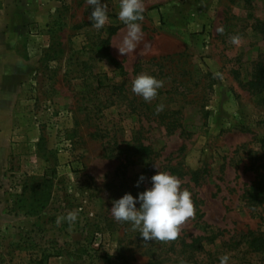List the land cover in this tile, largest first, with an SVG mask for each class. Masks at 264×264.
I'll list each match as a JSON object with an SVG mask.
<instances>
[{
	"label": "rangeland",
	"instance_id": "1",
	"mask_svg": "<svg viewBox=\"0 0 264 264\" xmlns=\"http://www.w3.org/2000/svg\"><path fill=\"white\" fill-rule=\"evenodd\" d=\"M51 1L54 10L36 42L38 67L15 112V137L24 147L0 181L7 204L0 264H150L152 251L141 247L137 231L110 211L135 186L142 163L130 158L127 144L136 138L153 161L144 187L159 170L191 193L194 216L178 235L189 241L223 232L215 248L206 246L213 262L199 260L264 264V255L229 246L248 230L264 234V210L243 198L264 172L263 94L255 96L248 85L256 66H264V34L255 30L256 22L264 24V0H143V39L128 56L116 48L127 32L118 19L120 0H103L102 29L91 26L87 0ZM108 27L117 28L108 48L125 75L101 54ZM141 74L163 82L151 102L132 92ZM154 102L156 111L179 112L190 129L168 134L145 109ZM71 211L76 221L57 223ZM170 258L176 257L158 260Z\"/></svg>",
	"mask_w": 264,
	"mask_h": 264
},
{
	"label": "clouds",
	"instance_id": "2",
	"mask_svg": "<svg viewBox=\"0 0 264 264\" xmlns=\"http://www.w3.org/2000/svg\"><path fill=\"white\" fill-rule=\"evenodd\" d=\"M87 3L92 8L88 18L91 26L102 29L108 21L106 5L103 0H87ZM144 11L143 0H120L118 19L127 28L122 46L116 47L121 56L134 52L142 41L143 32L139 21L144 19ZM239 42V36L231 38V43ZM162 86V81L141 74L132 81V92L142 97L145 102H151ZM159 110H162V106H158L157 111ZM143 179V176L139 178L137 186ZM180 184L176 176L158 170L151 177L150 188L135 197L131 193H125L114 200L110 208L111 215L116 222L130 224L144 241L173 240L177 238L180 226L194 216L191 193L182 190ZM64 219L69 222L76 221L77 212L71 211L66 217H58L57 223ZM227 261L228 257L224 256L220 264H227Z\"/></svg>",
	"mask_w": 264,
	"mask_h": 264
},
{
	"label": "crops",
	"instance_id": "3",
	"mask_svg": "<svg viewBox=\"0 0 264 264\" xmlns=\"http://www.w3.org/2000/svg\"><path fill=\"white\" fill-rule=\"evenodd\" d=\"M50 9L54 10L51 0H0L1 182L9 161L16 159L18 148L24 147V140L15 137L20 134L15 126V112L38 67L41 52L36 43L39 39L38 32L45 25ZM8 181L7 179L5 182ZM4 189L0 185V220L7 214V204L1 202L6 193Z\"/></svg>",
	"mask_w": 264,
	"mask_h": 264
},
{
	"label": "trees",
	"instance_id": "4",
	"mask_svg": "<svg viewBox=\"0 0 264 264\" xmlns=\"http://www.w3.org/2000/svg\"><path fill=\"white\" fill-rule=\"evenodd\" d=\"M255 30L260 31L264 34V24L256 22ZM109 34L106 38L101 41V54L104 59L108 62L110 66L114 69L120 71L121 74L125 75L126 73L123 70L122 65L110 54L109 52V41L111 36L117 31V28L108 27ZM139 66L137 67V69ZM136 72V71H134ZM250 90L254 93L255 96H260L261 101L264 103V66L257 65L252 73L251 80L248 82ZM156 102L151 106H145L146 111H151L150 114L155 115V120L164 126L168 134L172 133L177 127L183 128L181 133H186L189 128V125L182 124L180 117H176L179 114L177 111L168 110L162 108V110L156 111ZM193 127V126H191ZM193 129V128H192ZM127 145H131L128 149V154L130 158L135 159L137 163H142L141 168L138 172L134 174L135 184L132 185L128 193H131L134 197L146 190L143 185V182L148 174L152 173V164L151 159V150L143 145L138 138L129 141ZM264 171V164L261 166ZM174 172V170H173ZM143 176V181L137 183L139 178ZM195 183H197V174L192 173L191 178ZM243 198L250 208L255 210L263 209L264 210V172L256 177L254 181L249 185L247 190L243 193ZM139 206V205H138ZM261 218V214L257 215ZM261 219L264 220L262 217ZM139 240L142 242L141 247H145L146 251L151 250V259L150 264H161V257L164 259L168 253L175 255L176 258H170L169 264H205L203 259L199 260L198 256H206L208 263L213 262V255L211 249H206V246H216L215 240L223 236V232L219 231L212 236H198L191 237L189 241L186 240L183 236H177L173 240L161 241V240H151L144 241L139 235L140 233H134ZM230 249H236L237 247H244L245 253L250 255H264V234L252 230H248L245 233L240 234L239 240H233L229 243ZM166 250V251H165ZM124 246H119L117 249V254L121 258L124 254ZM251 262V261H250ZM241 264H249L248 260H244Z\"/></svg>",
	"mask_w": 264,
	"mask_h": 264
}]
</instances>
